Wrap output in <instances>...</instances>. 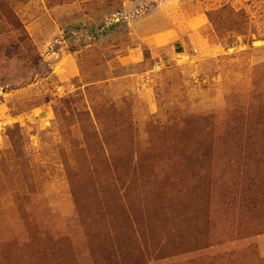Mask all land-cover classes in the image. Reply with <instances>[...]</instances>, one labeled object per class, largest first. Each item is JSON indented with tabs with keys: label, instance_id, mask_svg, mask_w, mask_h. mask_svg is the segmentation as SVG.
<instances>
[{
	"label": "rangeland",
	"instance_id": "1",
	"mask_svg": "<svg viewBox=\"0 0 264 264\" xmlns=\"http://www.w3.org/2000/svg\"><path fill=\"white\" fill-rule=\"evenodd\" d=\"M0 264H264V0H0Z\"/></svg>",
	"mask_w": 264,
	"mask_h": 264
}]
</instances>
